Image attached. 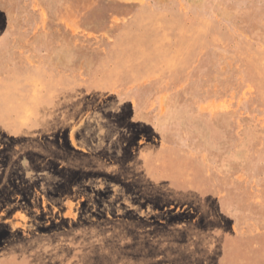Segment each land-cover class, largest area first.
<instances>
[{
  "label": "rangeland",
  "instance_id": "374dc122",
  "mask_svg": "<svg viewBox=\"0 0 264 264\" xmlns=\"http://www.w3.org/2000/svg\"><path fill=\"white\" fill-rule=\"evenodd\" d=\"M0 264H264V0H0Z\"/></svg>",
  "mask_w": 264,
  "mask_h": 264
},
{
  "label": "bare ground",
  "instance_id": "6f19581e",
  "mask_svg": "<svg viewBox=\"0 0 264 264\" xmlns=\"http://www.w3.org/2000/svg\"><path fill=\"white\" fill-rule=\"evenodd\" d=\"M154 14V13H153ZM164 15V14H163ZM147 17V16H146ZM164 21V20H163ZM173 23H175V22H173ZM172 27V26H171ZM195 27V26H194ZM196 28V27H195ZM209 28V27H208ZM167 31V30H166ZM165 33V32H164ZM187 34V33H186ZM199 34V33H198ZM201 34V33H200ZM158 35V34H157ZM159 36V35H158ZM219 36V35H218ZM217 36V37H218ZM154 39V38H153ZM145 45H147V44H145ZM157 45V44H156ZM142 47V46H141ZM151 47H153V46H151ZM155 47V46H154ZM163 48V47H162ZM166 50V49H165ZM162 52V51H161ZM121 54V53H120ZM143 55V54H142ZM175 55V54H174ZM119 56V55H118ZM141 57V56H140ZM155 60V59H154ZM134 63V62H133ZM148 63V62H147ZM172 63V62H171ZM155 66V65H154ZM155 68V67H154ZM151 69H153V68H151ZM45 83V82H44ZM51 85V84H50ZM54 93H55V90H54ZM53 93V94H54ZM73 97V96H72ZM31 98V97H30ZM35 99V98H34ZM50 99V98H49ZM38 100V99H37ZM35 103V102H34ZM36 107V106H35ZM46 113V112H45ZM47 115V114H46ZM50 122V121H49ZM143 165V164H142Z\"/></svg>",
  "mask_w": 264,
  "mask_h": 264
}]
</instances>
